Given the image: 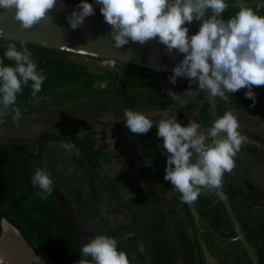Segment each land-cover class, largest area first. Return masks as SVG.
<instances>
[{"label":"rangeland","instance_id":"1","mask_svg":"<svg viewBox=\"0 0 264 264\" xmlns=\"http://www.w3.org/2000/svg\"><path fill=\"white\" fill-rule=\"evenodd\" d=\"M250 1L264 5V0ZM238 2L226 0L227 4L237 5ZM194 22L199 29V22ZM72 57L100 72L103 76L96 80L95 86L102 89L98 82L106 81L107 86L103 88L107 90L56 105L50 104L51 97L40 98L35 112L26 113L22 110L19 123H14L12 116L1 120L0 143L17 142L26 150L35 151L36 136L42 131H74L78 134L81 131H94L96 146L105 150L110 157L109 161L103 160L99 168L93 167L88 156L77 147L79 156L66 152L61 144L67 142H49L43 157L52 171V195L56 206L64 216H72L75 235L83 244L99 234L115 238L122 244V251L128 254L130 264H204L201 261L197 229L192 228L184 206L179 201V193L163 178L167 154L157 141H146V146L159 160L160 178L154 181L152 177H145L140 167L144 165L154 172V165L142 149L143 134H134L125 126L123 112L125 108H132L158 121L167 111L169 114L175 113L181 125L187 126L192 119L204 131L211 126V122L206 121L200 111L207 105L205 95L192 87L173 85L169 79L159 76L153 78V86L134 85L117 90L114 88L117 79L132 80L142 76L129 73L116 60H98L85 55ZM165 90L181 94L183 100L192 103L191 106L170 104L161 109L140 103L148 98L171 99ZM226 95L228 100H223L225 111H234L241 134L256 133L264 142V99L256 97L255 105L250 106L253 102L245 98V94ZM247 144L234 158L236 167L231 173L233 176L225 173L223 179L235 213L252 230L258 228L264 219V209L256 208L254 201V197L264 200V146L251 143L250 146L257 149L252 152L247 151ZM120 150L134 159L132 165L123 160L117 161L116 155ZM93 188L98 192L97 203L92 199ZM160 209L164 216L146 229L151 212ZM200 226L208 229L207 244L223 264H250L241 253V246L228 239L234 234L230 230L227 215H224L221 230L217 234L211 232L205 222H200Z\"/></svg>","mask_w":264,"mask_h":264},{"label":"clouds","instance_id":"2","mask_svg":"<svg viewBox=\"0 0 264 264\" xmlns=\"http://www.w3.org/2000/svg\"><path fill=\"white\" fill-rule=\"evenodd\" d=\"M94 3L100 5L99 11L110 26L108 36L115 49L130 41L144 45L157 40L168 54L173 50L183 54L168 77L171 84L175 85L177 78H185L208 98L225 101L226 93L244 88L245 98L253 102L250 106L255 105L253 86H264V15H259L244 0H239L236 5L239 10L227 20L221 18L229 7L226 0H94ZM57 5L62 10L63 0H0V10L11 13L24 30L42 21L52 23L54 17L49 13ZM76 9L65 17L73 30L82 28L85 18L95 14L93 4L87 0H80ZM193 21L199 22V29L189 36L186 25ZM5 59L14 65H6ZM45 78L26 42H21L19 48L15 42H9L0 57V117L11 114L13 122L19 123L22 111L17 106V94L31 81L35 97L41 92ZM98 85L103 88L107 82ZM165 91L171 99L185 103L181 94ZM123 116L125 126L134 134L148 133L155 123L156 135L168 154L163 178L180 194L181 202L191 204L209 193L225 198L223 177L233 172L234 158L249 143V138L239 131L240 123L233 110H226L204 131L192 119L182 126L175 113L167 111L155 122L132 108H125ZM83 134L81 131L78 136ZM61 147L79 156L74 144L62 143ZM31 180L40 189L41 200L54 190L46 168H37ZM80 257L76 264H130L128 254L118 249V241L106 234L96 235L83 244ZM0 264H7L3 255Z\"/></svg>","mask_w":264,"mask_h":264},{"label":"trees","instance_id":"3","mask_svg":"<svg viewBox=\"0 0 264 264\" xmlns=\"http://www.w3.org/2000/svg\"><path fill=\"white\" fill-rule=\"evenodd\" d=\"M74 2L77 4L80 3L79 1ZM88 3H92L94 9L99 11L100 5L95 4L94 0H88ZM246 4L252 6L259 15H264V5L252 3L250 0H246ZM228 5L229 7L222 13L221 18L224 20L231 18L239 10L236 5ZM9 42H15L17 48H19L21 42L24 41L0 38V57H3L5 47ZM26 46L32 53L33 60L37 63L38 71L42 70L46 78L42 84L41 92L37 93L35 97L32 95L31 81H29L28 85L22 87V91L17 94V106L20 107L21 111L23 110L26 113L35 112L37 110L38 100L43 97H51L50 104L56 105L66 100L68 101L83 96H90L97 92H104L107 90V88L99 89L95 86L96 80L103 76L102 74H99L100 72L93 70L86 63L72 57L78 56L79 54L28 42H26ZM87 57L98 60L103 59L92 56ZM116 61L118 64L123 65L129 73L142 76L141 78H135L132 80L117 79L114 84V88L117 90H122L134 85H140L142 87L153 86L154 77L159 76L168 79L171 75V73L157 71L135 64L124 63L119 60ZM4 63L6 65H14L13 61L7 59L4 60ZM176 84L199 90L194 84L190 86L188 80L185 78H177ZM231 94L242 96L245 93L237 91ZM184 102L185 103L181 104L180 101L174 99L159 98H148L140 101L141 104L161 109L166 108L170 104H175L177 106H191L192 104L190 101L184 100ZM216 104L217 116H221V113L223 114L225 112L224 101L219 97H216ZM200 111L203 118L206 119V121L211 122L208 103ZM11 116L12 115L9 114L0 117V121ZM94 134V131H88L81 136H78V133L74 131H42L36 136L37 148L35 151L26 150L17 142L0 143V153L6 152L8 156L6 164H0V221L2 217H5L9 222L16 226L36 253L47 264H76V262L82 258L80 257V248L82 247L83 242L73 231L72 216H64L58 210L52 193L47 199L41 200L38 195L40 189L33 186L31 177L34 175L37 168H46L52 176V171L45 164L43 158L46 153V146L49 142H67L74 144L88 156L93 167L99 168L102 161H109L110 157L105 150L96 146L93 138ZM148 140L152 142L157 141L162 147V139L156 135L155 123L148 133L143 134L142 143V149L150 162L154 165L155 170L152 172L144 165L140 167V170L145 177H152L154 181H158L160 178V163L153 152L146 146V141ZM162 150L166 153L163 147ZM116 158L117 161L123 160L129 165L134 163V159L123 150H120L117 153ZM91 195L93 201L97 203L98 192L96 188L92 189ZM179 201L181 202L180 198ZM181 203L191 221L192 228L197 229L187 203ZM193 203L199 213L200 222H205L211 232L216 234L220 232L221 221L224 215H227L221 199L215 194L209 193L208 195L202 194ZM163 216L164 212L161 209L152 211L146 222V229H149L152 224L159 221ZM229 227L230 230L233 231L235 237L236 235L230 220ZM208 234L209 233L207 232L201 233V236L206 243ZM236 242L239 243L237 240ZM118 249L122 250L121 243H118ZM199 251L201 254V261L204 263L201 249ZM241 253L248 258L242 247Z\"/></svg>","mask_w":264,"mask_h":264},{"label":"water","instance_id":"4","mask_svg":"<svg viewBox=\"0 0 264 264\" xmlns=\"http://www.w3.org/2000/svg\"><path fill=\"white\" fill-rule=\"evenodd\" d=\"M77 3L63 0V9L60 6L49 13L53 16L52 23L41 22L32 29L24 30L12 19V14L6 10H0V38L14 41H24L36 45L69 51L79 55L92 56L96 58L119 60L124 63L139 65L157 71L172 74V69L183 59V54L173 50L168 54L165 47L157 40H150L144 45L129 42L120 49H115L113 42L108 36L110 26L104 21L102 14L95 10V14L86 17L82 28L71 29L65 17L76 9ZM196 32H189L191 36ZM64 46L70 48L67 49ZM256 97L264 99V86H253ZM247 89L238 92L245 93ZM209 105V113L212 122L217 116L216 98H208L203 93ZM225 198L221 199L228 218L234 229L236 239L240 242L246 252L251 264H259L257 254L246 238L242 226L237 219L229 199L222 189ZM192 215L193 222L198 229L197 240L200 245L204 264H220L217 257L211 252L208 244L201 236L203 229L200 228V216L194 203H187ZM0 255H3L7 264H47L28 243L22 232L9 222L5 217L0 221Z\"/></svg>","mask_w":264,"mask_h":264},{"label":"flooded vegetation","instance_id":"5","mask_svg":"<svg viewBox=\"0 0 264 264\" xmlns=\"http://www.w3.org/2000/svg\"><path fill=\"white\" fill-rule=\"evenodd\" d=\"M245 132V131H244ZM243 135H246L248 138H249V143L247 144L246 148H247V151L250 150L252 152H256L257 149H253L250 144L251 143H256L258 144L260 147L264 146L262 145V142L259 137L256 136V133H253L252 135L249 134V132H245V134ZM8 161V156H7V153L6 152H2L0 153V164L3 165V164H6V162ZM230 176H233L231 173H230ZM223 183H224V191L229 199V202L233 208V203L231 201V198L229 197V192H228V188H227V185H226V182H224V179H223ZM254 201H255V207L258 208L259 210L261 209H264V200H261L260 198L258 197H254ZM234 210V209H233ZM235 213V211H234ZM237 219L239 220L241 226H242V229L244 231V234L246 235V238L248 239V241L250 242V244L252 245L255 253L257 254V257H258V262L259 264H264V258L261 259V257L263 256L264 254V219L260 221V226L258 228H255V229H248V227L246 225H244L241 221V217L239 215H237L235 213ZM201 228V227H200ZM203 229V228H202ZM203 233H205L208 229L204 228L203 229ZM234 230V229H233ZM197 233H198V229H197ZM209 233V232H207ZM214 233V232H213ZM216 234V233H215ZM259 235V236H258ZM229 240H234L236 241V236L234 237H231V238H228ZM238 241V240H237ZM238 243V242H237ZM240 243V242H239ZM238 243V244H239ZM240 245V244H239ZM209 246V245H208ZM241 246V245H240ZM242 247V246H241ZM210 248V247H209ZM211 250V248H210ZM212 252V250H211ZM214 254V252H212ZM215 255V254H214ZM216 256V255H215ZM217 257V256H216ZM217 259L219 260L220 264H223L221 262V260L217 257Z\"/></svg>","mask_w":264,"mask_h":264},{"label":"built area","instance_id":"6","mask_svg":"<svg viewBox=\"0 0 264 264\" xmlns=\"http://www.w3.org/2000/svg\"><path fill=\"white\" fill-rule=\"evenodd\" d=\"M186 26L189 28V32H197L198 31L197 25L194 21L191 24H187Z\"/></svg>","mask_w":264,"mask_h":264},{"label":"crops","instance_id":"7","mask_svg":"<svg viewBox=\"0 0 264 264\" xmlns=\"http://www.w3.org/2000/svg\"><path fill=\"white\" fill-rule=\"evenodd\" d=\"M148 220V219H147ZM197 235V234H196Z\"/></svg>","mask_w":264,"mask_h":264}]
</instances>
